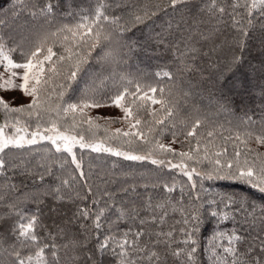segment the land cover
<instances>
[{"label": "snow or ice", "instance_id": "obj_1", "mask_svg": "<svg viewBox=\"0 0 264 264\" xmlns=\"http://www.w3.org/2000/svg\"><path fill=\"white\" fill-rule=\"evenodd\" d=\"M192 2L132 4L124 16L115 17L98 0L91 17L54 26L51 2L40 6L35 0H12L8 11L13 18L28 12L33 21L44 23L18 39H5L6 21L0 18V92L19 90L29 98L14 107V100L0 95V114L7 118L0 124V207L7 203V218L17 221L7 227L0 213V225L6 226L0 232V257L7 252L8 264H101L98 256L105 254L115 257L116 264H202V257L208 264H264V121L253 128L249 117L242 132L239 125L235 131H202L206 121L181 118L163 87L116 71L121 50L131 53L135 47L163 49L174 65L195 71L192 65L203 49L216 45L228 30L237 50L251 39L264 46V0H203L201 12L188 8ZM161 14L171 18L159 30H150L143 44L129 43L127 33L148 27ZM238 62L233 56L232 64ZM153 75L157 84L175 78L167 67ZM214 79L218 84L219 77ZM85 153L128 162L129 171L101 175L90 161L85 164ZM149 165L157 173L155 180L141 175L144 184L128 183L133 166ZM166 171L187 178L179 186L180 199L172 195L178 187L175 178L161 180ZM206 181L213 183L205 187ZM216 181L239 191H216ZM138 188L156 194L142 199ZM48 200L55 205L50 211L64 215L42 237L40 214ZM29 203L36 211L25 215L23 206ZM177 213L181 219L176 223L183 225L179 241L175 225L168 224ZM207 218L215 225L201 247L198 234ZM226 221L232 227L222 229ZM124 222L127 230L120 231Z\"/></svg>", "mask_w": 264, "mask_h": 264}, {"label": "trees", "instance_id": "obj_2", "mask_svg": "<svg viewBox=\"0 0 264 264\" xmlns=\"http://www.w3.org/2000/svg\"><path fill=\"white\" fill-rule=\"evenodd\" d=\"M35 2L40 6L51 2L53 12L49 20L52 21L54 26H59L63 24L75 25L80 22L82 17H91L97 8L98 0H35ZM102 2L110 6V10L107 13L109 16L121 17L125 15L126 10H131L132 4L149 6L164 2V0H102ZM117 4L120 7H117ZM12 6V0H0V18L6 21L4 27L5 39L8 38V35L18 39L21 35L29 34L34 29V26L38 27L44 23L39 18L33 21V17L28 12H23L13 18V14L8 11ZM125 6H128L127 9ZM188 8H195L197 12H201L205 8V3L203 0H193ZM161 17V19H156L154 23H149L148 27L140 25L137 28H133L127 33V36L131 37L129 43L139 41L140 44H143L150 30H159L160 25L171 18L170 16H163V14H161ZM179 17L180 14L177 13L175 19L178 20ZM202 18L208 19L207 12H203ZM105 27L110 28L111 26L105 25ZM232 36V31L228 30L225 35L220 37V41L216 45L209 43L203 49L204 55L202 58H199L196 64L192 65L195 71L182 70L181 66L173 64V58L170 53L164 52L163 49L159 48L153 50L152 47L143 49L135 47L131 53L128 52L127 48H123L120 52L121 62L116 67V71L126 74L132 79L140 80L142 83L152 84L158 88L163 87L165 96L174 101L181 118L198 117L206 121L202 131L206 132L213 128L217 131H224L225 129H233L235 131L237 130L235 126L239 125L238 130L242 132L249 127L246 123L249 117L255 122L252 127L256 128L264 121V46L260 44L259 39H251L248 41L246 48L237 50L231 43ZM225 39L228 40V44H224ZM18 55V53L14 54V58H18ZM233 56L238 58V63L232 64ZM230 64H232L231 67H229ZM165 67L170 68L175 73V78L157 84V78L153 74ZM246 73H249L248 77H246ZM216 77H219L218 84L214 79ZM227 77H231V80L227 81V85L223 87L222 91L218 90L219 85L223 84ZM213 84H217V87H213ZM233 84L236 87H231ZM242 85H246V87ZM169 92L172 94L170 97L168 96ZM157 98H159V93H157ZM219 104H225L226 108L219 110ZM153 107L159 108L160 105H154ZM6 119L3 114H0V124H3ZM221 125H223V128L220 127ZM216 143L219 144L221 141L217 139ZM227 147L228 151L231 152V143L227 144ZM184 150H187V147ZM261 151H264V149H261ZM77 152L79 154V150ZM97 156L98 154L96 153H85L84 161L86 165L90 161L93 170L101 175L120 176L122 171H129L128 162L115 157L104 156L97 158ZM114 162L116 167H113ZM131 171H133L134 175L128 177V183L144 184L146 181L140 178L141 175L148 177L149 180L157 178L154 166H133ZM8 174L11 175V173ZM170 175L175 178L178 185L177 190L172 195L180 199L179 186L183 185L187 178L179 174H169L166 171L161 180H169L171 182L169 179ZM15 182L19 183L18 180ZM212 183L206 181L205 187ZM215 184L216 191H239L238 187H230L229 182L216 181ZM28 186L31 187L30 182ZM74 187L78 189L79 185ZM103 187L101 185V188ZM138 192L141 194L142 199L146 198L148 194H156L151 193V189H149V193H145L143 188H138ZM156 192L159 193V189ZM193 195H195V192H193ZM186 200L187 197L184 198V201ZM184 201L181 202L183 203ZM255 202L260 203L259 197L255 198ZM54 207L55 205L50 200L46 201V204L42 206V213L40 214V220L43 225L40 229L42 237L47 236L48 231H54V224L59 222L60 217L64 215V212L50 211V208ZM23 210L25 215H30L31 212L36 211V205L32 203L26 204L23 206ZM7 211L6 203L3 207H0V213L5 214L7 227H10L11 224L17 221L14 218L8 219ZM180 219L181 217L177 213L168 221L169 225H175L177 229L175 233L177 241L183 238L178 231L183 225L176 223ZM214 225V220L210 218L204 220L201 232L198 234L201 247L206 244ZM220 227L228 229L232 227V223L226 221ZM5 230L6 226L0 225V232ZM125 230H127V222L120 225V231ZM165 230H167V227ZM97 236H99V233L93 236V240ZM100 238L103 239L102 236ZM12 242L5 243L4 248L8 249L9 243ZM0 259L3 260L4 264H8L10 256L5 252ZM98 259L101 264H116V258L108 254L98 256ZM133 259H136V257H133ZM201 262L202 264H208L206 257H202Z\"/></svg>", "mask_w": 264, "mask_h": 264}, {"label": "rangeland", "instance_id": "obj_3", "mask_svg": "<svg viewBox=\"0 0 264 264\" xmlns=\"http://www.w3.org/2000/svg\"><path fill=\"white\" fill-rule=\"evenodd\" d=\"M0 71H3L2 67H0ZM245 75H246V77H248L249 73L248 74L246 73ZM0 95H3L6 100H9V101L14 100V103H13L14 107H18V106L27 104L29 102V98L24 97L23 94L19 90L10 91V92H0ZM110 111H112L113 115L118 114V110H110ZM119 126L120 125H113V128L119 127ZM33 127H34V125H33ZM77 151H78V149H77Z\"/></svg>", "mask_w": 264, "mask_h": 264}]
</instances>
